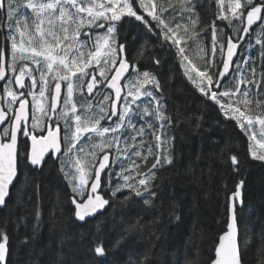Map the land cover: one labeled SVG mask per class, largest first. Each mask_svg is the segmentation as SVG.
Here are the masks:
<instances>
[{
	"label": "snow or ice",
	"instance_id": "snow-or-ice-1",
	"mask_svg": "<svg viewBox=\"0 0 264 264\" xmlns=\"http://www.w3.org/2000/svg\"><path fill=\"white\" fill-rule=\"evenodd\" d=\"M213 2L215 19L200 26L199 0H167L166 5L159 0H0V210L11 211L20 161L34 171H43L49 160L58 164L73 208L67 221L55 219V208L49 213L52 231L61 233L57 264H67L65 245L87 239L89 254L104 257L145 230L139 216L128 223L105 216L115 204L129 206L137 198L145 208L158 207L157 200L163 204L167 178L158 173L174 166L171 133L181 113L168 109L164 85L153 70L162 65L157 51L177 59L195 90L247 136L251 159L264 163V0H209V6ZM218 22L235 31L229 35ZM125 23L146 30L151 43L135 36L130 43L122 31ZM255 28L259 35L253 41ZM209 31L206 50L199 42ZM190 43L198 45V63H193L197 57L190 59ZM195 121L200 129L204 116ZM216 155L240 175L241 161L229 143ZM114 165L120 168L115 182ZM245 187V179L237 180L228 197L226 230L210 264H245L240 240ZM104 192H110L108 198ZM33 196L34 213L0 217V264H9L10 223L27 229L33 219L31 234L18 242L26 246L37 239L43 224L39 184L27 196L29 203ZM23 200L18 190L17 202ZM170 207V215L180 220L174 200ZM97 216L102 219L90 225L86 237L72 231ZM113 231L106 247L105 237ZM259 251L264 254V242ZM138 256L130 264H152L151 248ZM185 264L198 259L186 258Z\"/></svg>",
	"mask_w": 264,
	"mask_h": 264
},
{
	"label": "trees",
	"instance_id": "trees-1",
	"mask_svg": "<svg viewBox=\"0 0 264 264\" xmlns=\"http://www.w3.org/2000/svg\"><path fill=\"white\" fill-rule=\"evenodd\" d=\"M159 2L166 5L167 0ZM199 3L204 6L198 8L201 13L200 26H203L204 23H210L215 19L216 5L213 2L209 6V0H199ZM225 24L226 22H218V27L225 28L231 35L235 29L227 28ZM122 31L128 35L130 43H133L134 36L139 42L148 40L151 43L150 34L134 24L125 23ZM258 35L259 28H255L252 33L253 41ZM199 43L206 50H210L211 32L209 31L207 35L202 34ZM189 53L190 59L197 57L193 59V63H198L200 53L197 44H189ZM155 55L162 59L161 67L153 70L159 73L164 85L168 109L172 112L179 109L181 113V122L171 133L175 137L174 166L166 167L158 173L167 178L163 185L165 191L163 204L157 200L158 207L145 208L139 198L129 206L115 204L108 209L105 216L109 218L115 216L117 220L123 217L125 223L139 216L141 222L146 225L145 230L132 236L121 249L109 251L104 257L89 254L87 239L83 244L65 245L63 259L67 264H130V261L139 259V253L151 248L152 264H185L186 258L198 259V264H210L211 258H214L218 238L226 230L228 197L234 190L235 182L243 178L246 180V187L244 204L240 211V240L244 249L245 264H264V254L259 251L264 242V163L251 159L247 151V136L234 122L225 121L217 108L195 90L178 68L177 59L167 51H157ZM143 63L147 66L150 61L146 60ZM200 115L204 116V122L202 127L197 129L195 117ZM61 127L64 136L63 122ZM225 142L229 143L232 151L239 156L241 161L239 176L233 175L232 169L217 158L216 154ZM198 154L201 156L199 161L196 159ZM58 168V164H53L49 160L43 171H34L25 161H20L19 182L11 189L12 199L9 202L11 211L0 210V217L8 216L10 220H14L25 212L34 213L36 198L33 196L32 202L29 203L27 196L33 191V185L39 184L43 224L35 242L26 246L18 241L31 234L33 219L28 220L27 229L21 225L17 230L15 223L9 224L11 236L9 264H33V261L36 264H57V256L61 251L59 243L61 233L52 231L49 213L55 208V219L67 221L73 208L68 203L70 188ZM119 170L118 165L113 166L114 182L116 180L114 173ZM18 190L24 196L22 203L17 202ZM102 194L108 198L110 192ZM127 194L125 192V195ZM118 199L123 197L118 196ZM173 200L180 220L170 215ZM58 201L60 207H56ZM99 219L102 217L89 219V223L85 225L76 224L72 231L86 237L91 231L90 225ZM115 235L116 231H113L105 237L106 247H110ZM153 245L155 247H152ZM70 247L74 249L71 252Z\"/></svg>",
	"mask_w": 264,
	"mask_h": 264
},
{
	"label": "flooded vegetation",
	"instance_id": "flooded-vegetation-1",
	"mask_svg": "<svg viewBox=\"0 0 264 264\" xmlns=\"http://www.w3.org/2000/svg\"><path fill=\"white\" fill-rule=\"evenodd\" d=\"M31 116H32V111H30V119H29V124H31ZM28 144H29V147H30V141L28 142Z\"/></svg>",
	"mask_w": 264,
	"mask_h": 264
},
{
	"label": "rangeland",
	"instance_id": "rangeland-1",
	"mask_svg": "<svg viewBox=\"0 0 264 264\" xmlns=\"http://www.w3.org/2000/svg\"><path fill=\"white\" fill-rule=\"evenodd\" d=\"M37 116H39V113H37Z\"/></svg>",
	"mask_w": 264,
	"mask_h": 264
},
{
	"label": "water",
	"instance_id": "water-1",
	"mask_svg": "<svg viewBox=\"0 0 264 264\" xmlns=\"http://www.w3.org/2000/svg\"><path fill=\"white\" fill-rule=\"evenodd\" d=\"M106 198V197H105Z\"/></svg>",
	"mask_w": 264,
	"mask_h": 264
}]
</instances>
